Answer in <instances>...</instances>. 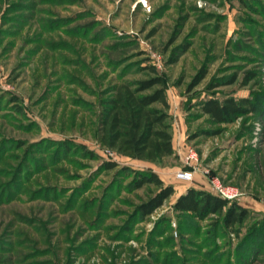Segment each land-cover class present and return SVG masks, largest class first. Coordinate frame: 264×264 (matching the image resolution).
Returning a JSON list of instances; mask_svg holds the SVG:
<instances>
[{
	"label": "rangeland",
	"instance_id": "rangeland-1",
	"mask_svg": "<svg viewBox=\"0 0 264 264\" xmlns=\"http://www.w3.org/2000/svg\"><path fill=\"white\" fill-rule=\"evenodd\" d=\"M145 62L164 80L174 150L155 161L97 132L99 98ZM226 95L254 109L209 121L197 100ZM105 159L172 193L137 214L156 187L132 188ZM212 180L246 209L231 227L172 209L180 185L213 193ZM0 264H264V0H0Z\"/></svg>",
	"mask_w": 264,
	"mask_h": 264
},
{
	"label": "trees",
	"instance_id": "trees-1",
	"mask_svg": "<svg viewBox=\"0 0 264 264\" xmlns=\"http://www.w3.org/2000/svg\"><path fill=\"white\" fill-rule=\"evenodd\" d=\"M175 59L171 56L170 61ZM141 75L132 79H120L112 83L99 98L97 117L98 141L118 154L135 159L155 161L173 153L170 132V114L167 111L164 80L151 63L139 66ZM201 69L193 84L203 75ZM197 106L211 122H224L253 110L247 97L226 95L221 99L206 97L197 100ZM92 155V154H91ZM105 169L118 166V172L131 174L132 188L150 183L155 192L135 205L139 215L150 213L172 193V184L164 183L150 168H133L119 165L115 159H105L100 165ZM176 212H191L198 218L210 213L221 215L224 225L231 227L246 214V209L234 201L213 194L203 188L188 186L172 203Z\"/></svg>",
	"mask_w": 264,
	"mask_h": 264
},
{
	"label": "built area",
	"instance_id": "built-area-1",
	"mask_svg": "<svg viewBox=\"0 0 264 264\" xmlns=\"http://www.w3.org/2000/svg\"><path fill=\"white\" fill-rule=\"evenodd\" d=\"M186 158L187 159L195 158L194 151H192V150L188 151ZM174 177L176 179H180V180H189V179H191V173H190V171H188L186 169H178L175 171ZM211 189H212L214 194H216L220 197H223V198L225 197V198L230 199L232 197H235L237 194V191L235 188H233L231 186L221 185L219 182H215L214 180L211 181Z\"/></svg>",
	"mask_w": 264,
	"mask_h": 264
},
{
	"label": "crops",
	"instance_id": "crops-1",
	"mask_svg": "<svg viewBox=\"0 0 264 264\" xmlns=\"http://www.w3.org/2000/svg\"><path fill=\"white\" fill-rule=\"evenodd\" d=\"M188 186H194V187H197V186H195V185H193V184H191V185H188V184L180 185V188L178 189L177 194L183 192V191L185 190V188L188 187Z\"/></svg>",
	"mask_w": 264,
	"mask_h": 264
}]
</instances>
